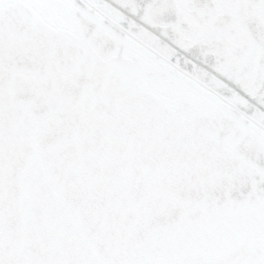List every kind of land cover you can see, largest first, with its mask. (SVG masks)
<instances>
[{"label": "snow or ice", "instance_id": "snow-or-ice-1", "mask_svg": "<svg viewBox=\"0 0 264 264\" xmlns=\"http://www.w3.org/2000/svg\"><path fill=\"white\" fill-rule=\"evenodd\" d=\"M0 264H264V0H0Z\"/></svg>", "mask_w": 264, "mask_h": 264}]
</instances>
